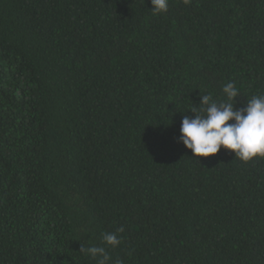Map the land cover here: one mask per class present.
I'll list each match as a JSON object with an SVG mask.
<instances>
[{
  "label": "trees",
  "instance_id": "trees-1",
  "mask_svg": "<svg viewBox=\"0 0 264 264\" xmlns=\"http://www.w3.org/2000/svg\"><path fill=\"white\" fill-rule=\"evenodd\" d=\"M151 9L0 0V264H96L81 245L109 264H264V158L199 164L179 140L201 96L264 95V0Z\"/></svg>",
  "mask_w": 264,
  "mask_h": 264
},
{
  "label": "clouds",
  "instance_id": "clouds-1",
  "mask_svg": "<svg viewBox=\"0 0 264 264\" xmlns=\"http://www.w3.org/2000/svg\"><path fill=\"white\" fill-rule=\"evenodd\" d=\"M151 4L150 12L159 15L168 11L169 0H151ZM223 94L224 99L219 102L208 95L201 96L200 105L190 110L194 118L185 115L182 119L180 142L199 164V158L215 156L221 148L234 153L235 160L243 163L264 158V95L247 99L246 106L237 109L235 98L240 95L234 83H226ZM123 232L124 228L120 227L115 233H103L102 244L116 248L121 243L117 233ZM80 252L96 260V264H109L111 261L105 246L81 245ZM116 264L123 262L117 260Z\"/></svg>",
  "mask_w": 264,
  "mask_h": 264
}]
</instances>
